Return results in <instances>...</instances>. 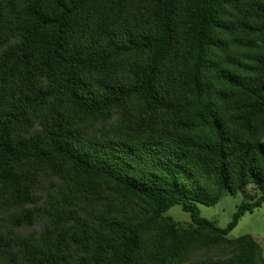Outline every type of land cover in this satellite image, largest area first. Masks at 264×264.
<instances>
[{
  "label": "trees",
  "instance_id": "obj_1",
  "mask_svg": "<svg viewBox=\"0 0 264 264\" xmlns=\"http://www.w3.org/2000/svg\"><path fill=\"white\" fill-rule=\"evenodd\" d=\"M263 182L264 0H0V264H264Z\"/></svg>",
  "mask_w": 264,
  "mask_h": 264
},
{
  "label": "rangeland",
  "instance_id": "obj_2",
  "mask_svg": "<svg viewBox=\"0 0 264 264\" xmlns=\"http://www.w3.org/2000/svg\"><path fill=\"white\" fill-rule=\"evenodd\" d=\"M264 192V182L257 185H248L236 194L224 190L220 200L213 205L199 203L200 214L214 221L220 227H226L233 219L238 206L244 201H252ZM174 220L182 225L190 226L192 218L189 212L183 209L181 204H176L167 212ZM37 229H40L37 226ZM244 234H251L264 253V202L253 211L243 214L236 226L229 232L228 236L236 238Z\"/></svg>",
  "mask_w": 264,
  "mask_h": 264
}]
</instances>
